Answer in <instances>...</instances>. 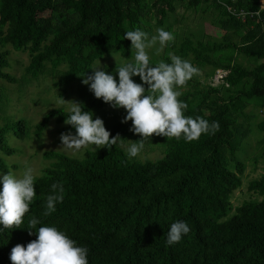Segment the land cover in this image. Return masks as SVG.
I'll return each instance as SVG.
<instances>
[{"label":"trees","instance_id":"1","mask_svg":"<svg viewBox=\"0 0 264 264\" xmlns=\"http://www.w3.org/2000/svg\"><path fill=\"white\" fill-rule=\"evenodd\" d=\"M220 1L236 10H260L264 19L260 0ZM178 6L204 14L214 8L217 14H212L210 23L225 32L221 40L210 43L185 37L177 49L182 58L193 55L190 61L201 69L212 55L231 50L228 63L217 67L230 71L225 79L228 87L195 81L179 97L188 105L186 116L218 120L219 131L191 142L161 135L164 156L156 161H133L117 144L87 150L83 158L44 152L45 160L52 162L37 177L38 198L20 228L0 232V264H12L10 253L15 245L26 246L37 239L34 229L29 234L32 215L41 221L37 230L43 224L55 225L87 246L89 264H264V176L248 186L257 199L238 207L231 202L232 194L242 187L245 171L238 157L237 135L247 137L250 130L229 117L240 109V101L259 104L263 116L257 128L264 133V33L255 19L238 20L218 0H0V80L16 82L6 72L10 52L5 48L11 46L14 51L28 52L27 70L32 77L38 76L45 63L54 68L66 65L58 82L67 86L90 74L95 62L109 53L130 59L132 42L124 33L142 29L147 18L162 25ZM44 13L49 15L40 16ZM233 55L258 62L248 69ZM188 84L190 80L180 88ZM1 98L0 92V103ZM85 105L94 118L110 106L95 95ZM68 114L62 108L49 111L36 125V138L50 119L65 123ZM122 120L108 122H112L111 135L140 139V134L130 131L132 123ZM11 130L17 139L27 137L25 121L0 125V152L5 156L16 152L6 141ZM69 131L75 132L70 124L59 129L61 134ZM0 171H8L1 156ZM58 181L65 188L64 200L46 216L47 195ZM178 219L187 221L191 231L169 246L167 234Z\"/></svg>","mask_w":264,"mask_h":264},{"label":"clouds","instance_id":"2","mask_svg":"<svg viewBox=\"0 0 264 264\" xmlns=\"http://www.w3.org/2000/svg\"><path fill=\"white\" fill-rule=\"evenodd\" d=\"M124 38L132 42L134 59L116 64L111 73L99 61L97 66L91 68L93 71L90 74L87 72L83 76L82 82L89 85L95 97L102 98L114 108L124 107L127 110L122 122L132 121L130 131L141 136L140 139L133 140L137 142L127 147L129 158H136L143 153L145 142L151 140L154 133L167 138L183 137L191 142L198 140L202 134L214 135L219 131L218 120L210 122L203 116H186L188 105L179 99L182 95L180 87L185 86L200 69L190 60L171 53V63L163 60L153 63L151 60L148 50L159 44L156 48L159 53L168 42L175 40L173 32L160 28L158 35L149 38V33L136 28L125 32ZM137 75L143 83L133 79ZM60 103L69 104L65 123L75 129L74 133L69 131L61 134L63 146L76 151L89 145L110 149L121 138L119 134L112 136L105 121L100 117L94 118V112L85 110L87 107L83 102L63 98ZM36 180L35 169L27 163L22 174L13 171L3 174L0 171V232L7 228H20L31 205L38 198ZM51 188L52 191L46 198V216L55 212L57 204L64 200L65 188L62 182L53 183ZM28 223L29 234L34 229L37 239L26 246L15 245L10 253L12 264H89L88 247L78 244L65 230L48 224L41 225L37 230L36 226L41 221L35 215L31 216ZM190 231L187 221H174L168 231L166 244L171 246L180 242Z\"/></svg>","mask_w":264,"mask_h":264},{"label":"rangeland","instance_id":"3","mask_svg":"<svg viewBox=\"0 0 264 264\" xmlns=\"http://www.w3.org/2000/svg\"><path fill=\"white\" fill-rule=\"evenodd\" d=\"M212 14H217L216 10L212 7L207 8L204 14L201 10H189L178 6L175 13L168 15L162 25H158L153 17L147 18V24L142 30L149 33V38L158 35V29L160 28L171 31L175 35V40L168 42L159 53L156 52L159 44L148 50L152 62L159 63L161 60H171L169 53L181 56L177 49L185 37L188 36L194 40H202L207 43L213 40H221L225 32L211 25L210 18ZM48 15L49 13H44L40 16L45 17ZM233 41L238 43L239 38L234 37ZM5 50L10 52L8 56L10 67L6 69V72L11 74L16 79V82L9 83L0 80V92L2 95L0 125L22 120L25 121L27 126V137L23 140L17 139L12 130L6 134L8 146L16 151L12 156H5L0 152V156L8 166V171L22 174L24 166L27 163L35 169L37 177H39L41 176L40 173H43V169L47 168L52 162V160H45L42 157L46 151H57L73 158H83L85 151L101 148L102 146L89 145L82 150L76 151L63 146L59 129L68 124L58 123L55 119H50L41 137L36 138V125L41 122L49 111L62 108L68 112L69 104L60 103L63 98L67 101L76 100L86 104L94 93L90 91L89 85H85L82 82L84 78L76 80L67 86H60L58 81L66 71V65L54 68L49 62L45 63L44 68L38 76L32 77L27 70L30 62L28 52L14 51L11 46H7ZM230 54L231 50L228 49L221 54L212 55L210 60L204 62L201 69L199 68V73L190 79V85L188 84L186 87L180 88L181 92L187 90L189 86L192 88V83L194 84L195 81H198L203 86L210 85V80L212 81L216 73L221 69H217L218 64L225 66L228 63ZM192 56L186 59L191 60ZM134 57L135 49H133L130 59H125L116 53H109L104 58L96 61L94 67L101 61V66L106 65L107 70L111 73L115 70L116 64L120 65L126 61L133 60ZM233 58L237 59L239 64L248 69L253 68L258 62L254 58H247L242 55H236V57L233 55ZM116 78L118 81V73L116 74ZM133 79L136 82H143L138 75L134 76ZM256 105L259 106V104L240 101V109L237 112H231L229 116L236 120L237 126L249 127L250 129L247 137L237 135L238 144L241 145L238 157L244 162L245 171L242 176V187L232 194L231 202L233 207L240 206L246 200L257 199L256 195L248 191V186L250 182L264 176V133L260 132L257 128L263 112L261 107ZM126 115L127 110L124 107L114 108L110 104V106H107L102 111L97 112L95 117H100L104 121L107 119L105 126L110 130V125L115 119H123ZM110 120L112 122L108 124ZM128 122L132 123L130 120ZM160 138L161 135L151 137V140L149 139L145 142L143 153L136 158L130 159L143 162L145 160L156 161L162 158L164 156V146L161 145ZM133 142L132 139H119L117 145L127 154L126 149ZM12 165H16V168H12Z\"/></svg>","mask_w":264,"mask_h":264},{"label":"built area","instance_id":"4","mask_svg":"<svg viewBox=\"0 0 264 264\" xmlns=\"http://www.w3.org/2000/svg\"><path fill=\"white\" fill-rule=\"evenodd\" d=\"M219 3L226 9L228 14L236 17L238 20L246 21V19H255V22H259L261 24L262 32L264 33V19L261 18L260 10L257 12H245L243 10H236L233 7L226 5L225 3H222L220 0H218ZM261 7L260 9H264V0H260ZM230 71L227 69H220L219 72L216 73L214 76V79L210 80V86L216 88L220 85H224L225 87H228V83L225 82V79L228 77Z\"/></svg>","mask_w":264,"mask_h":264}]
</instances>
